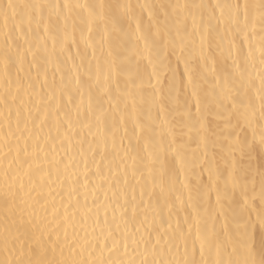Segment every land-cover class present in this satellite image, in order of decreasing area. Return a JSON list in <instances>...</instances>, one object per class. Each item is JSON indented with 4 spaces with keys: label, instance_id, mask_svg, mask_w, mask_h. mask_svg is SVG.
Returning a JSON list of instances; mask_svg holds the SVG:
<instances>
[{
    "label": "snow or ice",
    "instance_id": "obj_1",
    "mask_svg": "<svg viewBox=\"0 0 264 264\" xmlns=\"http://www.w3.org/2000/svg\"><path fill=\"white\" fill-rule=\"evenodd\" d=\"M0 264H264V0H0Z\"/></svg>",
    "mask_w": 264,
    "mask_h": 264
}]
</instances>
